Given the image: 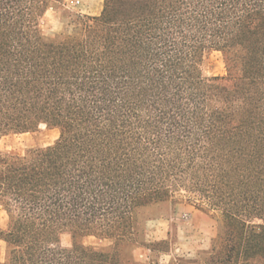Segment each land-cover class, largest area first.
Instances as JSON below:
<instances>
[{"label":"trees","instance_id":"obj_1","mask_svg":"<svg viewBox=\"0 0 264 264\" xmlns=\"http://www.w3.org/2000/svg\"><path fill=\"white\" fill-rule=\"evenodd\" d=\"M62 1L0 0V137L59 130L50 146L0 153L2 264L168 254L139 214L181 191L215 212L218 233L202 259L167 264H264V0H103L48 39L41 19ZM212 51L225 76H205Z\"/></svg>","mask_w":264,"mask_h":264},{"label":"rangeland","instance_id":"obj_2","mask_svg":"<svg viewBox=\"0 0 264 264\" xmlns=\"http://www.w3.org/2000/svg\"><path fill=\"white\" fill-rule=\"evenodd\" d=\"M63 0L53 2L41 19L43 35L48 39H60L70 35L75 27L77 15L96 16L103 8V0ZM203 72L207 77L225 76L226 67L221 52H210L204 61ZM59 137L57 128L40 125L34 131L9 133L0 137V153L7 155H24L28 150L44 148L52 145ZM176 199L149 205L139 214L144 221L145 239L148 242H162L168 254L151 252L147 246H118L117 252L125 259H132L140 264L158 261L167 264L175 258L187 260L202 259L203 253L210 250L218 228L215 212L206 206H198L189 198L186 191H181ZM248 223H260L258 218H247ZM7 214L0 205V228L7 225ZM71 236L63 233L60 243L64 247L71 246ZM86 245H94L109 249L110 240L87 237ZM7 244L0 239V264L5 261Z\"/></svg>","mask_w":264,"mask_h":264},{"label":"crops","instance_id":"obj_3","mask_svg":"<svg viewBox=\"0 0 264 264\" xmlns=\"http://www.w3.org/2000/svg\"><path fill=\"white\" fill-rule=\"evenodd\" d=\"M78 3H80V1L78 0Z\"/></svg>","mask_w":264,"mask_h":264}]
</instances>
